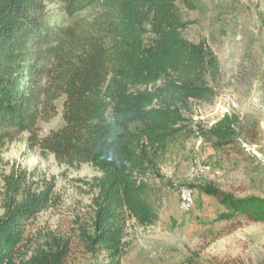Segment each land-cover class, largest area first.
<instances>
[{
  "label": "trees",
  "instance_id": "16d2710c",
  "mask_svg": "<svg viewBox=\"0 0 264 264\" xmlns=\"http://www.w3.org/2000/svg\"><path fill=\"white\" fill-rule=\"evenodd\" d=\"M194 1L59 0L69 17L99 10L62 28L51 25L46 0H0V146L27 133L42 155L103 174L92 229L79 235L87 252L106 264H118L127 219L139 227L157 221L144 176L182 132L190 102L213 98L207 82L218 61L204 43L182 36L179 6L192 9ZM61 98L64 126L40 138L38 120L54 118ZM199 131L219 147L242 134L230 115ZM9 187L0 216V264H67L70 241L53 236L47 246L27 245V226L48 209L49 194L26 193L17 201L19 179L9 178ZM202 193L224 207L219 220L241 216L264 224V198H237L214 187ZM192 264L241 263L215 257Z\"/></svg>",
  "mask_w": 264,
  "mask_h": 264
},
{
  "label": "rangeland",
  "instance_id": "374dc122",
  "mask_svg": "<svg viewBox=\"0 0 264 264\" xmlns=\"http://www.w3.org/2000/svg\"><path fill=\"white\" fill-rule=\"evenodd\" d=\"M46 8L51 25L62 28L93 19L99 12L88 8L69 17L59 0H46ZM179 10L186 23L184 39L204 43L218 61L216 76L207 82L213 98L190 102L183 111L182 132L144 176L150 186L147 202L158 219L149 227L127 219L118 264L206 263L215 257L264 264V224L241 216L219 220L224 207L202 193L203 188L214 187L237 198H264V0H195L192 9L180 5ZM63 102L64 98L56 102L54 118L38 120L40 138L64 126ZM226 115L237 118L242 134L219 147L199 130L210 129ZM11 177L20 181L17 201L26 193L49 194L48 209L27 226L30 249L47 246L55 236L70 241L67 264H106L87 252L79 235L82 229H92L101 172L91 165L59 164L32 147L29 135L22 133L0 146V216ZM183 189L194 195L188 212L181 208Z\"/></svg>",
  "mask_w": 264,
  "mask_h": 264
},
{
  "label": "bare ground",
  "instance_id": "6f19581e",
  "mask_svg": "<svg viewBox=\"0 0 264 264\" xmlns=\"http://www.w3.org/2000/svg\"><path fill=\"white\" fill-rule=\"evenodd\" d=\"M180 201L182 211H190L194 206V195L191 189H183L180 192Z\"/></svg>",
  "mask_w": 264,
  "mask_h": 264
}]
</instances>
